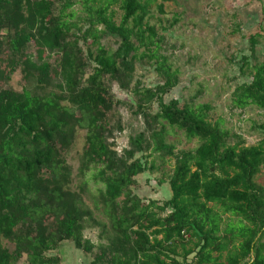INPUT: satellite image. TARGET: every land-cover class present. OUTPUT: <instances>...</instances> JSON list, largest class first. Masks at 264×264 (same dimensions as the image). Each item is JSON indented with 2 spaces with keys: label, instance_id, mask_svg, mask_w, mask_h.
<instances>
[{
  "label": "trees",
  "instance_id": "obj_1",
  "mask_svg": "<svg viewBox=\"0 0 264 264\" xmlns=\"http://www.w3.org/2000/svg\"><path fill=\"white\" fill-rule=\"evenodd\" d=\"M116 1L118 22L110 9ZM155 1L0 0V264H64L52 253L64 240L90 255L89 264H264V186L255 180L264 139L231 143L230 132L208 119L207 103L164 101L174 75L163 63L165 80L139 91L146 108L156 102L143 114L157 129L129 138L128 159L108 138L113 125L121 129L110 82L125 87L139 48L157 43L145 20ZM74 3L82 27L69 21ZM100 33L119 40L114 51L100 44ZM250 68L233 102L264 110V60ZM18 69L21 89L7 85ZM164 121L197 146L174 152ZM78 128L85 130L80 172L94 169L109 218L96 244L83 231L97 219L70 187L66 157ZM146 148L174 157L161 204L132 193L135 176L152 170L147 154L134 157Z\"/></svg>",
  "mask_w": 264,
  "mask_h": 264
},
{
  "label": "rangeland",
  "instance_id": "obj_2",
  "mask_svg": "<svg viewBox=\"0 0 264 264\" xmlns=\"http://www.w3.org/2000/svg\"><path fill=\"white\" fill-rule=\"evenodd\" d=\"M110 9L114 10V19L118 22L119 2H114ZM69 11L74 13L69 16L70 23L82 27L85 15L80 4L74 3ZM145 20L158 33L157 43L150 44L149 52L144 46L139 48L130 76L123 81L125 87L116 80L110 82L119 100L115 120L121 129L113 125L108 138L117 156L128 159L126 151L132 147L129 138L141 133L148 138L151 130L158 127L153 121L147 123L143 114V111L153 113L156 102L152 101L151 107L146 108L147 99L139 91L165 80L163 70L158 67L162 63L174 75V86L163 95L164 101L179 98L192 106L207 103L208 119L230 132L231 143L240 141L251 145L264 139V110L252 104L237 107L233 102L235 87L250 80V66L264 60V0H156ZM101 28L99 25L98 29ZM256 33L258 37L251 50L249 36ZM99 42L109 51L119 45L116 37L106 33H100ZM21 82L22 72L18 69L7 85L21 89ZM165 127V142L173 146L174 152L197 146V138H189L167 123ZM84 135L85 130L78 128L66 158L72 170L70 187L80 193L86 208L97 219V224L83 231L96 244L102 225L109 227V218L101 198L103 184L92 176L94 169L80 172ZM143 154H147L152 170L135 176L137 185L132 187V193L145 199L154 198L161 204L170 194L168 177L174 157L153 152L151 148L136 152L134 157ZM255 180L264 186V164ZM52 253H57L64 264H78L79 258L85 255L68 240L62 241Z\"/></svg>",
  "mask_w": 264,
  "mask_h": 264
},
{
  "label": "crops",
  "instance_id": "obj_3",
  "mask_svg": "<svg viewBox=\"0 0 264 264\" xmlns=\"http://www.w3.org/2000/svg\"><path fill=\"white\" fill-rule=\"evenodd\" d=\"M224 216H225V214H224ZM222 225H224V224H222ZM178 251L181 252L180 249H178L177 252ZM214 254H216V253H214ZM193 257H194V252H192L191 254L188 255L187 261H190ZM176 258L181 260V256H179V255H177ZM90 260H91L90 255L85 254V255H83V257L79 258L78 264H89Z\"/></svg>",
  "mask_w": 264,
  "mask_h": 264
}]
</instances>
